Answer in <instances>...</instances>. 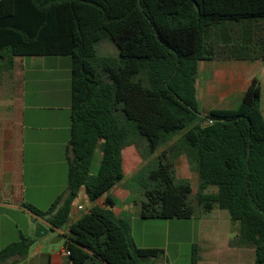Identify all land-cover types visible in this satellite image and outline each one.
Returning a JSON list of instances; mask_svg holds the SVG:
<instances>
[{"label": "trees", "instance_id": "16d2710c", "mask_svg": "<svg viewBox=\"0 0 264 264\" xmlns=\"http://www.w3.org/2000/svg\"><path fill=\"white\" fill-rule=\"evenodd\" d=\"M264 19V0H0V70L15 57L70 58L67 187L46 211L24 205L50 230L69 220L81 188L94 203L124 179L122 149L143 144L155 156L138 174L142 220H188L195 214L190 181L176 176L185 154L198 174L202 214L225 210L238 232L232 245L254 250L264 264V117L253 78L238 108L198 111V62L262 59L264 41L218 46L207 41L222 22ZM108 41L117 55H99ZM100 155L96 174L91 165ZM213 189V191H212ZM70 264H154L164 250L136 246L128 221L93 206L68 225ZM33 240L0 250V264L27 256ZM191 264H196L195 247Z\"/></svg>", "mask_w": 264, "mask_h": 264}, {"label": "crops", "instance_id": "0c3cea01", "mask_svg": "<svg viewBox=\"0 0 264 264\" xmlns=\"http://www.w3.org/2000/svg\"><path fill=\"white\" fill-rule=\"evenodd\" d=\"M207 41L218 46L258 44L264 41V19L216 24L208 32ZM253 78L260 82V109L264 117V60L217 58L199 61L195 86L198 111L208 114L213 109L238 108ZM69 137L70 58L15 57L10 70H0V222L10 223L12 229L34 240L30 248L34 246L35 256L29 255V248L27 256L12 257L9 259L10 264H70L65 249L42 253L45 247L34 237V219L60 240L64 239L68 225L89 212L93 206L110 209L117 218L129 224L131 219H140V203L144 197L138 174L149 164L147 160L152 158L153 164L156 156L143 159L142 143L122 149L124 179L108 193L114 202L112 208L105 205L106 196L94 203L90 202L85 189L81 188L71 205L68 224L61 230H50L44 220L24 208V205H29L44 212L66 191L67 183L46 188L38 185L36 180L55 179V174L52 175L49 170L44 172L47 167H55L53 172H59L62 178L65 175L67 178L66 147ZM95 158L99 165L100 155L97 151L91 171ZM174 165L177 178L187 179L198 186V174L185 154L179 155ZM97 169L98 166L91 174L95 175ZM188 172H193L195 176L192 178ZM129 178L138 183L142 195L124 202L120 192L121 183ZM190 185L196 194L197 188ZM77 200L88 202V208L76 203ZM44 201L48 204L45 209ZM179 260L183 261L182 264H191L192 256H173V264ZM160 264H169L168 256ZM196 264H255V256H196Z\"/></svg>", "mask_w": 264, "mask_h": 264}, {"label": "rangeland", "instance_id": "374dc122", "mask_svg": "<svg viewBox=\"0 0 264 264\" xmlns=\"http://www.w3.org/2000/svg\"><path fill=\"white\" fill-rule=\"evenodd\" d=\"M96 50L99 55H117V49L109 42L98 44ZM151 162L152 158L147 160V163ZM97 166L98 163L95 158L92 166V173ZM47 170L52 172V175L55 174V179H38L36 180L38 185H42L46 188H53L56 185L67 183L66 175L62 178V174L60 175L59 172H53L55 167H47L44 169V172ZM189 176L193 178L195 174L192 172ZM190 183L193 185L192 181H190ZM121 185L120 192L122 193L124 202L128 199H136L142 195L139 185L134 179H126ZM193 187L196 189L197 184L196 186L193 185ZM190 199L196 212L195 216L191 219L130 220L132 228L131 235L136 246H151L164 250L163 255L155 260L153 262L154 264H160L162 259L166 256H168L169 264H173V256H192L194 247L196 256H254L253 249L238 248L232 245L238 232V226L231 224L227 211L214 209L210 213L202 214L197 207L194 192H192ZM44 202L45 209L48 204L46 205V201ZM76 203L82 204L85 208L89 206V203L86 201L81 202L77 200ZM14 221L16 220L14 219ZM167 222H170L168 226ZM0 234V250L11 243L19 241L21 237L20 231L12 229L10 223L6 221L0 222ZM56 239L57 237H53L52 233L40 238L39 242L45 247L42 253L49 254L52 250H64V239L53 243ZM33 242L35 241L33 240ZM33 251L34 246L29 250L30 256H35L33 255ZM182 263V260L177 262V264ZM1 264H10V261L7 260Z\"/></svg>", "mask_w": 264, "mask_h": 264}, {"label": "water", "instance_id": "95a60500", "mask_svg": "<svg viewBox=\"0 0 264 264\" xmlns=\"http://www.w3.org/2000/svg\"><path fill=\"white\" fill-rule=\"evenodd\" d=\"M32 222L35 226V228H34V237L35 238L40 239L49 233V229L46 228L43 224L37 222L35 219ZM57 241H60V238H57L56 240H54L53 243L57 242Z\"/></svg>", "mask_w": 264, "mask_h": 264}, {"label": "built area", "instance_id": "2783aa9c", "mask_svg": "<svg viewBox=\"0 0 264 264\" xmlns=\"http://www.w3.org/2000/svg\"><path fill=\"white\" fill-rule=\"evenodd\" d=\"M78 209H81V207H78ZM65 254L66 255H69V252L68 251H65Z\"/></svg>", "mask_w": 264, "mask_h": 264}]
</instances>
